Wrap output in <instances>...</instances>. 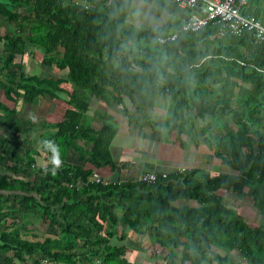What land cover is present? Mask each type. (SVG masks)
<instances>
[{"label": "trees", "instance_id": "trees-1", "mask_svg": "<svg viewBox=\"0 0 264 264\" xmlns=\"http://www.w3.org/2000/svg\"><path fill=\"white\" fill-rule=\"evenodd\" d=\"M74 1L0 0L13 29L0 37V264H133L126 253L144 251L142 237L147 257L162 264H234L233 251L264 264V40L246 31L216 37L211 24L180 30L185 12L169 0H142L171 16L137 28L130 0ZM243 12L261 21L264 0H247ZM172 31V40L156 39ZM25 48L62 74L24 73L14 57ZM85 93L139 128L168 98L178 141L189 136L188 122L211 119L216 130L201 125L204 163L215 159L218 169L186 165L154 171L152 182L141 174L107 180L101 169L126 163L110 152L116 126L89 110ZM44 98L63 106L37 134L60 146L55 175L39 166L51 168L50 153L39 144L38 162L28 147L36 130L29 107ZM235 199L261 221L246 222Z\"/></svg>", "mask_w": 264, "mask_h": 264}, {"label": "rangeland", "instance_id": "rangeland-1", "mask_svg": "<svg viewBox=\"0 0 264 264\" xmlns=\"http://www.w3.org/2000/svg\"><path fill=\"white\" fill-rule=\"evenodd\" d=\"M138 14V13H136ZM140 16V15H139ZM143 18V16L141 17ZM154 18V17H152ZM146 16H145V21L146 20ZM133 24H135L136 26H138V22L139 20L137 18H135L133 16ZM154 21V20H153ZM261 21L264 23V17L261 16ZM131 29V28H130ZM26 49V48H25ZM27 49L23 54L20 53H16L15 55V60H19L21 61L23 56H24V60L21 62L22 63V67H23V71L26 74H36L39 77H48V76H60L62 74L61 71L53 69V64H46L44 62H42L41 60H39L38 55H40L39 50H35V54H29L27 53ZM70 88V87H69ZM84 97L88 98L87 93H85ZM91 101V98H88ZM159 101L162 103L160 105L155 107L156 109H158L159 107V115L154 114V116L152 117L153 120L151 122H149L147 126H150L152 129V132H154V134H160L158 136L159 139H153L150 135H152V133L147 134V132L145 131V127L139 128V127H133L131 130V133L129 135H120L121 138V144L124 147V152L114 155V153L110 150V152L112 153L113 157H116V161L117 160H122L124 161L127 165L130 166H134L132 165V162L135 164H138V162H151L154 160V157L157 156V149H156V143L160 145V149L162 146H166L167 142H169L170 140H172L174 138L173 134L171 137L168 136V133L171 131L170 125H169V120L168 117L170 115V109H171V103L169 102L168 98L166 97H162V99H159ZM46 102V106H44V108H42L43 103ZM91 103V102H90ZM94 105V104H93ZM92 106V105H91ZM41 110V111H40ZM63 111V106H61L60 104H57L56 102H52L46 98L44 99H37L36 102L32 105H30L29 107V114H34L38 120L36 122V130L33 132L34 136L32 137L33 140L29 143L28 147L29 149L34 152V155H37L36 159L39 162L40 160H42V154L40 153V148H39V142H38V137L37 134L38 132L41 130V122L43 120V118L45 117L46 120H56L61 116V113ZM42 113H45L46 115L42 116ZM2 112H0V117H2ZM107 121L112 123L114 126H116V124L114 122H111V118H109L108 116L106 117ZM89 119V118H88ZM88 119H84V121L88 120ZM124 118H121V120ZM92 122L91 124H93L94 119L91 118ZM143 117L141 116V118L138 121H142ZM194 120V126L193 127H198L199 130H201L202 126L203 128H207L209 130H216L215 125L213 124V121L211 119H208L206 122H201L199 121L197 118L193 119ZM192 120V121H193ZM154 121V122H153ZM159 122L160 125L162 126H158L156 127V123L155 122ZM191 121V122H192ZM190 122V123H191ZM189 123V122H188ZM138 125V124H137ZM202 125V126H201ZM146 126V128H147ZM191 126H188L189 129H191ZM196 131V129H194ZM197 132V131H196ZM153 134V135H154ZM29 137V136H28ZM169 138V140H166L167 138ZM162 138H166L164 140H161ZM207 149L206 146L203 145V149H199L197 151V154L195 153V156H197L198 158L203 157V155L206 153ZM165 154L166 155H171L173 154V152L168 153L165 150ZM207 154V153H206ZM207 162H205L204 164H201L203 161L197 162V164H201L203 168L207 169V170H212V169H218V161L215 159H206ZM160 161V160H159ZM142 162V163H143ZM183 163H187L184 162ZM191 163L196 164V161H191ZM159 166H161V164H159ZM165 167V166H164ZM134 169L137 168V166L133 167ZM166 168V167H165ZM131 175L137 174L136 171L130 172ZM103 177L106 178V174L105 172L102 173ZM236 203L240 204L242 206V208L240 207L239 212L241 214H245L247 217L244 216L245 219H247V221L250 222V224H255L256 222H258L260 220L259 215H257V211L255 210V208L252 207L251 204H248L246 200H242L240 202V200L235 199ZM255 217L257 216L254 220H250V217ZM133 238V236H131ZM29 238L33 239L32 236H29ZM140 242L144 247V251H141L139 249L136 248H129L128 252L126 253L127 258H129V260L133 263V264H162V261L158 258V257H147V253L151 252V247L148 245L147 240L145 239V237L140 238ZM150 249V250H149Z\"/></svg>", "mask_w": 264, "mask_h": 264}, {"label": "crops", "instance_id": "crops-1", "mask_svg": "<svg viewBox=\"0 0 264 264\" xmlns=\"http://www.w3.org/2000/svg\"><path fill=\"white\" fill-rule=\"evenodd\" d=\"M165 2H166V0H165ZM136 13H138V14H136ZM128 16H129L128 17L129 20L133 19V16L135 18H137L139 20L138 24H144L146 26H154L155 27V26L161 25L163 22L167 21L171 16V12H170V10L167 9V7H162V8H157L156 6L154 7L152 5L151 1L146 2V1H142V0H130V10H129ZM142 16H143V18H141ZM145 16L147 18L146 19L147 21H145ZM152 17H154V18H152ZM11 26H12V22L7 23L4 20L3 16L1 17V15H0V37L5 36L6 32L11 33V31L13 30L11 28ZM135 28H137V26H135ZM4 53H5V50L3 49V43L0 40V55H2ZM27 53H28V51H27ZM22 54L24 55V52ZM23 60H24V56H23L21 61L15 60V57H14V61L21 63ZM21 65H22V63H21ZM57 104H59V103H57ZM88 105H89L90 111H92L93 108H96V110L99 111L101 114L105 112V114H106L105 116L111 117V121L116 124V133H115V135L111 141L110 150L114 153V155H117V154L124 152V147L121 144L122 142H121L120 135H129L131 133L133 126L128 123L126 118L124 116H122L121 113H119V110H118L117 106H115V105L110 104V105L105 106L103 103L97 102L93 98H91V101L88 102ZM42 106H43L42 108H44V106H46V102H44ZM156 106H158V105H156ZM155 113L158 114L159 113L158 110H156ZM44 115H46V114L42 113V116H44ZM1 118L2 117H0V119ZM121 118H124V119L121 120ZM150 120L152 121L153 118H150ZM155 123H156V127L161 126L159 122L156 121ZM193 124H194V120L192 121V123L186 124V129L189 132V136H184L183 134H181L179 141L176 139V137H174L172 140L167 142L166 146H162L161 149H160V145L156 143L155 147L157 149V156L154 157L153 161L148 162V163L141 161V162H138V164H135L137 162H135V163L132 162V165L137 166L136 169L133 168L134 166H130L127 164L124 165V167L122 166V168H120V170L119 169L109 170L108 168H103V169H101V173L105 172L106 179L113 181L115 179H125L129 175H131L130 172H132V174H133V171L137 172V174H134L133 176L139 177L140 174H142L143 172H147V171L161 170L163 172H166V171H169L173 168H177V167L181 168V167H184L186 165H189V166L190 165H198L197 162H200V161H203L201 163V164H203L204 159H205V154L207 153V151L203 155V157H201V158H198L197 156H195V153L197 154V151L199 149H203L204 144L202 141L201 130H199L198 127L197 128L193 127L194 126ZM147 125H149V124L145 123L142 126V127H145V129H146L145 131L147 132V134L152 133V135H150V136L153 139H159L158 136L160 134H154V132H152V130H151L152 128L150 126H147ZM190 125H192L191 129L188 128V126H190ZM146 126H147V128H146ZM194 129H196L197 132ZM171 133H172V131H170L168 133L169 137L172 136ZM166 138H162V139L160 138V139L164 140ZM166 140H169V138H167ZM165 150L168 153L173 152L172 156L166 155ZM116 157H113V158L116 159ZM194 160L196 161V164L191 163V161H194ZM183 161L187 162V163H183ZM211 162H212V160H211ZM159 164H161V166H159ZM201 164H199V165H201ZM241 201L242 200H240V202ZM183 203H187V201H184V200H177L176 201V204H183ZM247 203L250 204L249 202H247ZM237 205H238V212H239L240 207L242 208V206L238 203H237ZM239 214H241V213L239 212ZM241 215L243 217L244 216L247 217L245 214H241ZM257 215L261 216V217H259L260 220L258 221V222H260L262 219V215L258 211H257ZM248 217H250V216H248ZM256 217L257 216H255L253 218L250 217L249 219L254 220ZM245 220H246V222L250 223L249 221H247V219H245ZM258 222H256L255 224H257ZM232 255L234 258L233 259L234 264H247V262L238 255L237 251H233Z\"/></svg>", "mask_w": 264, "mask_h": 264}, {"label": "built area", "instance_id": "built-area-1", "mask_svg": "<svg viewBox=\"0 0 264 264\" xmlns=\"http://www.w3.org/2000/svg\"><path fill=\"white\" fill-rule=\"evenodd\" d=\"M174 5L183 9L185 18L179 27L180 30L197 31L211 24L216 27L214 36L239 35L246 31L256 41L264 40V24L260 19L243 12L247 0H169ZM79 4L78 1H74ZM86 7V5H85ZM176 37V31L164 36H157L159 42L172 40ZM92 178L99 180L96 172H92ZM140 179L152 182L155 179L154 171L143 172Z\"/></svg>", "mask_w": 264, "mask_h": 264}, {"label": "clouds", "instance_id": "clouds-1", "mask_svg": "<svg viewBox=\"0 0 264 264\" xmlns=\"http://www.w3.org/2000/svg\"><path fill=\"white\" fill-rule=\"evenodd\" d=\"M29 119L33 123H36L38 120V118L31 113L29 114ZM39 144L45 152L50 153L48 164L51 165V168L49 169L46 164H40L39 166L45 174L51 171V174L55 175L62 165L60 146L51 139H42L39 141Z\"/></svg>", "mask_w": 264, "mask_h": 264}]
</instances>
